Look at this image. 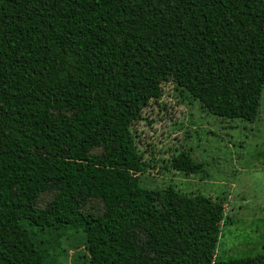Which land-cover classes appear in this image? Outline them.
Returning a JSON list of instances; mask_svg holds the SVG:
<instances>
[{
	"label": "trees",
	"instance_id": "obj_1",
	"mask_svg": "<svg viewBox=\"0 0 264 264\" xmlns=\"http://www.w3.org/2000/svg\"><path fill=\"white\" fill-rule=\"evenodd\" d=\"M167 82L211 115L255 122L264 0H0V264H56L68 240L87 264H167L209 223L200 197L139 183L152 166L135 126ZM168 163L203 170L189 151ZM52 189L103 212L42 222L6 201ZM212 264H264V251Z\"/></svg>",
	"mask_w": 264,
	"mask_h": 264
},
{
	"label": "rangeland",
	"instance_id": "obj_2",
	"mask_svg": "<svg viewBox=\"0 0 264 264\" xmlns=\"http://www.w3.org/2000/svg\"><path fill=\"white\" fill-rule=\"evenodd\" d=\"M135 126L136 141L151 168L140 175L148 189L172 186L194 194L211 209V220L195 231L187 242L169 249L167 264H212L229 258L253 256L264 251V90L255 122L224 119L203 111L198 101L182 99L172 83L162 85V96L143 113ZM181 151H189L203 164L197 175L170 170L168 162ZM103 155L100 148L90 150ZM59 190L41 193L34 200L12 195L6 199L19 214L42 222L65 221L77 214H101L102 202L74 196L68 205L58 200ZM215 204V208L210 206ZM79 242V234L69 233ZM142 238V236H141ZM72 239V240H71ZM62 250V251H61ZM66 252V253H65ZM83 249H71L69 240L54 252L56 264H87Z\"/></svg>",
	"mask_w": 264,
	"mask_h": 264
}]
</instances>
